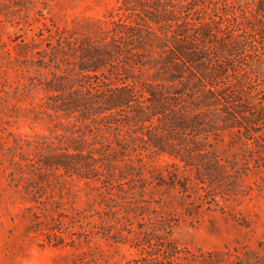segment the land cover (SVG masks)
Returning a JSON list of instances; mask_svg holds the SVG:
<instances>
[{"label": "rangeland", "instance_id": "rangeland-1", "mask_svg": "<svg viewBox=\"0 0 264 264\" xmlns=\"http://www.w3.org/2000/svg\"><path fill=\"white\" fill-rule=\"evenodd\" d=\"M257 1L205 0L203 9L246 42L255 91L264 90ZM117 12V0H0V264H264V148L238 135L224 132L212 147L239 176L216 195L194 178L199 198L151 181L171 168L165 154L134 155L147 181L115 187L111 198L100 181L44 169L71 126L48 115L47 92L35 85L55 70L39 67L42 50L66 28Z\"/></svg>", "mask_w": 264, "mask_h": 264}, {"label": "trees", "instance_id": "trees-1", "mask_svg": "<svg viewBox=\"0 0 264 264\" xmlns=\"http://www.w3.org/2000/svg\"><path fill=\"white\" fill-rule=\"evenodd\" d=\"M117 3L119 17L66 28L47 42L42 63L31 62L53 64L35 85L47 92L48 115L71 126L44 169L100 181L111 198L115 187L147 181L134 155L165 154L171 168L151 181L199 198L195 178L216 195L240 171L213 149L215 139L231 132L264 148V90L253 88L246 42L223 16L205 17V0ZM257 8L264 13V0Z\"/></svg>", "mask_w": 264, "mask_h": 264}]
</instances>
